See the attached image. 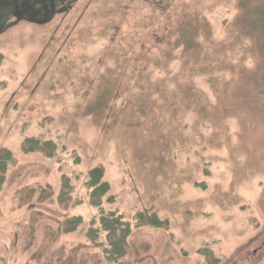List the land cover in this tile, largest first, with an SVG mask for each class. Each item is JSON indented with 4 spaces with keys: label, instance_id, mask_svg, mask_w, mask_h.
<instances>
[{
    "label": "rangeland",
    "instance_id": "obj_1",
    "mask_svg": "<svg viewBox=\"0 0 264 264\" xmlns=\"http://www.w3.org/2000/svg\"><path fill=\"white\" fill-rule=\"evenodd\" d=\"M2 149L0 264H264V0H0ZM98 167L109 191L94 206ZM33 211L52 220L29 243ZM101 212L130 226L120 258Z\"/></svg>",
    "mask_w": 264,
    "mask_h": 264
},
{
    "label": "trees",
    "instance_id": "obj_2",
    "mask_svg": "<svg viewBox=\"0 0 264 264\" xmlns=\"http://www.w3.org/2000/svg\"><path fill=\"white\" fill-rule=\"evenodd\" d=\"M22 149L26 153L39 152L46 157L52 158L56 153L55 144L50 141H41L36 139H28L23 143ZM12 153L8 149H2L0 151V191L5 182L6 173L9 167V162L11 161ZM103 169L94 168L89 172L88 181L86 187L89 190V202L94 206H100L102 198L108 193L109 185L107 182L102 181ZM73 187L69 184V181L65 178L62 180L61 190L57 197L58 206L67 210L68 208L79 204V201H74L72 198ZM52 197V192L50 187H45L41 190H36L34 188L25 189L20 192V202L21 204H29L34 198L38 202H45ZM109 201L111 198L109 197ZM137 225H151L155 227H164L165 222L159 220L154 215L145 216L142 213L136 214ZM44 220H52L48 215L33 211L28 219V223L24 227L23 237L25 240L31 243L34 229L38 222ZM78 220V219H77ZM77 221L74 220L70 225L64 224L60 229L63 233L71 232V230L76 227ZM76 223V224H75ZM100 225L104 232H106L107 243L109 247V254L111 257L120 258L127 251L126 238L130 233V226L128 223L122 221L120 215L113 212L103 213L100 215ZM70 227V228H69ZM45 236L43 238L42 244L46 245L49 243L50 239L53 238L52 231L44 227ZM92 239L94 237H91Z\"/></svg>",
    "mask_w": 264,
    "mask_h": 264
}]
</instances>
